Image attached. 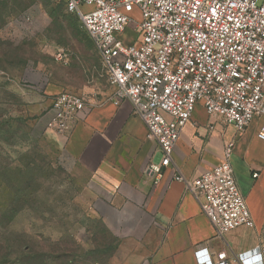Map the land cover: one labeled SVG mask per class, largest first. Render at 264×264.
<instances>
[{"label":"built area","instance_id":"obj_1","mask_svg":"<svg viewBox=\"0 0 264 264\" xmlns=\"http://www.w3.org/2000/svg\"><path fill=\"white\" fill-rule=\"evenodd\" d=\"M60 1L95 45L114 103L127 100L144 123L146 137L156 143L160 162L144 168L155 183L196 105L238 132L261 118L257 137L264 141V0ZM29 21L28 15L19 21L24 30ZM129 23L135 34L126 41L120 35ZM94 100L83 93H57L45 128L69 133ZM233 146L227 140L219 163L192 179L174 175L198 201L219 239L238 227L254 226L231 165ZM195 260L264 264V243L230 256L224 250L197 249Z\"/></svg>","mask_w":264,"mask_h":264},{"label":"rangeland","instance_id":"obj_2","mask_svg":"<svg viewBox=\"0 0 264 264\" xmlns=\"http://www.w3.org/2000/svg\"><path fill=\"white\" fill-rule=\"evenodd\" d=\"M134 32L129 23L120 36ZM109 90L95 45L59 0H0V264H128L139 256L89 214L45 128L57 93L98 100Z\"/></svg>","mask_w":264,"mask_h":264},{"label":"crops","instance_id":"obj_3","mask_svg":"<svg viewBox=\"0 0 264 264\" xmlns=\"http://www.w3.org/2000/svg\"><path fill=\"white\" fill-rule=\"evenodd\" d=\"M112 91L94 100L69 133L47 134L57 148L58 165L79 179L89 214L136 249L139 256L128 264H196L197 249L224 250L230 256L264 243V141L257 137L261 118L238 132L196 105L155 183L144 168L159 164L161 153L131 104L114 103ZM230 139L235 180L254 226L238 227L219 239L198 201L174 175L192 179L214 167Z\"/></svg>","mask_w":264,"mask_h":264},{"label":"trees","instance_id":"obj_4","mask_svg":"<svg viewBox=\"0 0 264 264\" xmlns=\"http://www.w3.org/2000/svg\"><path fill=\"white\" fill-rule=\"evenodd\" d=\"M59 2H60V3L63 5V7H64V4H63V2H62V1H60V0H59ZM64 9H65V7H64Z\"/></svg>","mask_w":264,"mask_h":264}]
</instances>
